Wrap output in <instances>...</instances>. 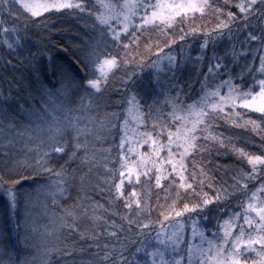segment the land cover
I'll use <instances>...</instances> for the list:
<instances>
[{
    "label": "snow or ice",
    "instance_id": "snow-or-ice-1",
    "mask_svg": "<svg viewBox=\"0 0 264 264\" xmlns=\"http://www.w3.org/2000/svg\"><path fill=\"white\" fill-rule=\"evenodd\" d=\"M85 14L99 30V39L82 43L75 60L83 69H99V75L77 81L71 68L54 67L52 76L59 86L41 93L39 108L29 106L26 111L33 124L23 128L12 122L8 108L0 107V121L9 120V129H15L7 135L0 129V159L10 161L5 174L19 175L20 168L54 173L58 177L54 186L45 187L55 203V197L67 192L76 179V169L65 164L79 161L77 168H87L80 176L81 202L64 209L53 221L55 227L46 230L49 235L64 233L56 237L58 244L38 250L39 261L26 256L19 264H50L52 252L77 264V251L87 254L80 264H264V0H0L4 66L12 63L8 56L23 54L29 25L37 23L33 18L47 25L53 17L84 19ZM137 33L148 41L166 37L163 47L154 45V87L151 92L140 89L134 75L124 73L125 91L115 101L109 96L102 105L94 98L107 90L102 85L109 74L134 61L142 66L145 58L136 60ZM197 34H202L201 49L210 44L213 48L206 71L198 73V90L177 79L182 65L192 59L177 42ZM109 36L125 50L123 58L101 49ZM221 41L224 48L217 47ZM172 45L180 52L173 54ZM40 56L39 50L28 49L25 61L32 67ZM203 59L197 53V63ZM12 86L9 81V89ZM82 88L85 95L79 94ZM8 98H0V104H7ZM229 125L250 127L259 135L260 154L237 147L220 131ZM22 140L27 152L14 155ZM229 150L250 167L237 165L231 182L217 183L206 167L207 157ZM54 154H63L65 164L52 167ZM93 169L104 170L94 181ZM5 174H0V193L9 206L31 203L13 175L5 179ZM153 189L159 190L155 203ZM88 191L106 193L108 207L89 197ZM82 201H88L87 206ZM117 204L122 212L116 210ZM104 213L110 215L106 218ZM114 216H119V224ZM85 218L91 229L81 227ZM124 232L141 238L132 261L125 255ZM73 235L82 242L79 249ZM101 236L108 240L102 242ZM140 253L143 257L136 258ZM0 264L17 262L9 256Z\"/></svg>",
    "mask_w": 264,
    "mask_h": 264
},
{
    "label": "trees",
    "instance_id": "trees-1",
    "mask_svg": "<svg viewBox=\"0 0 264 264\" xmlns=\"http://www.w3.org/2000/svg\"><path fill=\"white\" fill-rule=\"evenodd\" d=\"M233 11H238L236 8H232ZM47 15V14H45ZM37 21L36 24L29 25L28 40L29 44L25 46L23 54H16L14 56H8V59L12 61L11 64L4 66V57L7 56V51L0 45V98L8 96L7 104H0V107L9 109L10 115L14 118L12 120L18 127L23 128L27 125L33 124V118L27 113L29 106L39 108L42 103L41 93L57 84V77L52 76V70L54 67L71 68L77 77V81L87 77L93 78V73L99 75V69L90 67L89 69H83L82 66L78 65L75 60L74 53L82 45V43L89 42L92 40H98L97 32L92 27V18L85 14L84 19L77 16H65V17H53L47 22V25L39 23L41 18H33ZM203 24L204 22H200ZM11 24V21H9ZM7 26V25H6ZM2 35V34H0ZM140 47L138 49L139 55L136 56V60H139L140 56L145 59L142 62V66L137 65L134 61L132 64L122 65L118 72L115 74H109V79L106 85H102V89L107 90L103 92V96L97 95L94 99L98 100L102 105L111 97L112 101L119 99V93L125 91V84L127 81L124 80V73L133 74L136 79V84L140 89L151 92L155 84V69L151 66V61L156 59L157 53L155 51V43L158 42L163 47L164 40L166 37L160 36L158 41H148L145 36L140 35ZM156 34H153L155 36ZM202 34L196 36H189L185 41H178L184 49V54L190 55L191 60L185 61L182 65V71L177 74L178 82H187L192 89H199L197 83L198 73L206 71V65L208 57L212 55L213 48L211 44L207 49L200 51L199 46L203 43L200 39ZM124 43H128L125 40ZM145 44L149 45V48L144 47ZM135 46H131L134 48ZM218 48H224L225 44L223 41L219 42ZM28 49L32 52L40 51L41 56L39 57V64H35L29 67L25 61V57L28 56ZM101 49L106 53L115 55L118 59L125 56V50L122 46L113 43L110 36L105 38V41L101 42ZM169 49L165 48L164 53H167ZM172 52L176 54L180 52V49L176 45H172ZM200 53L204 59L202 62L197 63L196 55ZM160 55H163L161 53ZM39 67L40 71L36 72L35 69ZM170 75V74H169ZM38 77V79H37ZM12 81L13 86L11 89L8 87V82ZM85 88L90 86L86 85ZM95 91L94 89H90ZM80 95H85L84 89H79ZM75 102V97L73 98ZM190 102V101H189ZM10 106V107H9ZM109 111L111 108L108 109ZM253 118L259 116V114H252ZM9 120L5 119L0 121V129L3 130L4 134L7 135L10 131L14 132L15 129H9ZM220 131L225 132V135L231 136L233 143L237 147H244L246 151L256 152L260 154L259 142L260 136L255 132L251 131V128H237L235 126H228V130L225 131L221 128ZM111 139V138H109ZM255 143H252V142ZM27 152V149L23 147V140L16 145L13 149L14 155H22ZM34 153H29V156ZM63 154H54L55 159L52 162V167L59 168L60 165L65 164L64 159H60ZM8 163L4 159H0V174H5ZM79 161H69L65 164L68 169H76V179L70 181L68 191L63 195H57L55 197V203L53 198L48 194V190L45 186H54L58 177L54 173H39L37 174L34 168H20L18 169L19 175L14 173L5 174V179L8 175H13V178L18 181L17 187L22 193L28 194L31 198V203L27 201H21L15 208L10 207L7 203V198L0 193V259L7 260L9 256L12 260L16 261L17 264L24 257L36 256L38 261L42 259L39 255L40 245L43 247H52L58 244L56 237L58 235H64L63 232H53L51 235L46 232L45 237L35 235L32 232V227L37 226V215L48 212L51 215H60L64 209L70 205H75L78 202V197L83 196L80 187V176L81 173L87 172V168L80 165L77 168ZM237 165L240 167L249 168L246 163H241L234 154L229 152L226 154L221 152L220 155H209L207 157L206 167L211 170V174L215 177L216 182L230 181L229 177L233 174V170L236 169ZM204 166V165H202ZM103 169H93L91 174L93 181L95 175L99 173L103 175ZM86 183L88 182L86 178ZM255 183H258L256 181ZM251 186V185H250ZM207 190V189H205ZM159 190L153 189L152 201L155 203V196ZM87 195L97 201L99 204L104 205V208L108 207L105 200L106 193L88 191ZM163 198V193H160ZM87 206L88 201H82ZM211 207V206H209ZM117 211H123L122 207L117 204ZM82 211V209H77ZM98 213H103V209H98ZM30 215H36L31 218ZM105 217L110 213H104ZM153 218L157 215L156 211L152 213ZM112 219L120 223L119 216H114ZM55 227V226H54ZM53 227V228H54ZM82 228L91 229V221L85 218L81 222ZM52 228V229H53ZM27 235L28 239H25ZM125 244L128 247V251L125 253L129 260L132 261L134 257L132 253L135 252V247L138 246L140 237H137L134 232H124L121 234ZM72 241H75V248L79 249L82 242L78 241L73 235ZM108 240V237L101 236V241ZM47 241V244H45ZM155 243V241H153ZM87 247V244L83 245ZM71 247V245H70ZM95 249L89 248L88 251H94ZM74 255L77 258V264H80L81 258L87 259L86 253L75 252ZM143 253L137 254L136 258H142ZM50 264H72L71 258L65 256L61 252H52L48 257Z\"/></svg>",
    "mask_w": 264,
    "mask_h": 264
},
{
    "label": "rangeland",
    "instance_id": "rangeland-1",
    "mask_svg": "<svg viewBox=\"0 0 264 264\" xmlns=\"http://www.w3.org/2000/svg\"><path fill=\"white\" fill-rule=\"evenodd\" d=\"M11 21V20H9ZM6 26V25H5ZM8 26V25H7ZM200 51H203L204 49H201L199 46ZM31 218H34L36 215H30ZM58 215H51L48 212L42 213V215H37V226L32 227V232L35 235H40L42 238L46 236V230H52V228L55 226L53 221L56 219ZM44 247L41 244L40 250H42Z\"/></svg>",
    "mask_w": 264,
    "mask_h": 264
}]
</instances>
